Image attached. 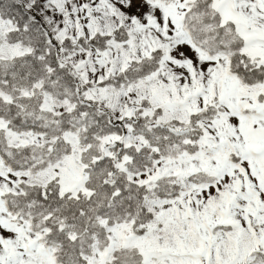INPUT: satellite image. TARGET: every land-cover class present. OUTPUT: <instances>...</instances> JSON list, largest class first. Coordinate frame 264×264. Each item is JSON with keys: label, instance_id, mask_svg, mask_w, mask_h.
Wrapping results in <instances>:
<instances>
[{"label": "snow or ice", "instance_id": "1", "mask_svg": "<svg viewBox=\"0 0 264 264\" xmlns=\"http://www.w3.org/2000/svg\"><path fill=\"white\" fill-rule=\"evenodd\" d=\"M0 264H264V0H0Z\"/></svg>", "mask_w": 264, "mask_h": 264}]
</instances>
